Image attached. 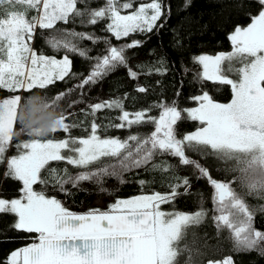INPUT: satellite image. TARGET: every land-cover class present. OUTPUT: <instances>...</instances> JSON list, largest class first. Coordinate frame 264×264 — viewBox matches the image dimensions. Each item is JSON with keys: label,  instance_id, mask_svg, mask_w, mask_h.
Instances as JSON below:
<instances>
[{"label": "snow or ice", "instance_id": "snow-or-ice-1", "mask_svg": "<svg viewBox=\"0 0 264 264\" xmlns=\"http://www.w3.org/2000/svg\"><path fill=\"white\" fill-rule=\"evenodd\" d=\"M135 4L136 0H0V7L14 9L0 17V89L30 93L23 105L19 94L0 100V185L20 183L16 197L0 196V218L14 217L0 229V235L7 231L35 235L32 243L12 251L4 264H190L192 254L210 240L207 232H199L207 213H166L161 205L187 195L192 181L200 179L214 188L218 213H226L212 217L217 236L226 229L237 255L255 252L264 259V230L254 227V210L231 187L239 183L246 195L264 200V0H230L219 13L223 20L231 23L237 16L251 23L234 25L229 34L232 52L190 56L192 67L181 59L180 88L171 100L136 109L134 98L126 108L129 97L125 93L88 103L91 89L121 68L135 81L141 75L166 76L170 69L176 71V61L169 62L166 56L132 65L136 54L129 53L142 48L144 41L129 38L159 32L172 12L164 0ZM192 4L193 0H184L183 8L190 9ZM16 5L21 7L16 10ZM29 11L35 15L29 17ZM68 25L71 27H64ZM205 28L198 20L185 17L170 29V47L183 56L189 47L186 41ZM37 37L62 56L38 54L33 47ZM113 39L124 42L113 44ZM149 55L155 56V50ZM73 56L85 62L87 73L73 70ZM189 73L200 88L198 95L185 98L195 106L184 107L183 77ZM233 74L235 78H231ZM57 82L70 87L51 98L40 97L45 110H55L61 102L67 105L51 131H63L65 138L61 139L47 138L43 128L26 125L21 116L22 108L31 110L37 97L32 90L46 92ZM222 85L230 86L228 103L216 101L205 90L206 86L215 90ZM134 91L146 95L151 89L138 84ZM80 104L85 105L79 109L84 119L70 122L75 113L69 109ZM153 110L159 115H152ZM106 112L118 115H102ZM189 121L199 126L184 132L181 126ZM14 126H19L18 132ZM148 126L154 130L139 132ZM77 128L86 135L73 137L71 132ZM109 130L127 135L108 136ZM22 134L30 138L13 143ZM12 149L16 154L9 156ZM163 155L192 169L190 175H172L166 193L120 198L106 211L76 214L55 196L36 190V186L51 187L70 197L73 189L80 191V184L91 182L98 187L97 194L107 195L110 193L102 185L108 179L124 183L126 173L140 170L169 173L172 165L156 162ZM209 161L225 165L224 171L233 173V178H213ZM53 163L65 167L56 169ZM208 264L237 262L229 256Z\"/></svg>", "mask_w": 264, "mask_h": 264}, {"label": "trees", "instance_id": "trees-1", "mask_svg": "<svg viewBox=\"0 0 264 264\" xmlns=\"http://www.w3.org/2000/svg\"><path fill=\"white\" fill-rule=\"evenodd\" d=\"M151 0H136L134 7L140 3H149ZM166 4L171 6V16L168 19L165 27L159 32L154 31L151 34H133L129 39H137L144 41L142 48H137L130 52L129 55L135 53V59L131 61L132 65L139 62L154 61L159 56H166L168 61H176L174 68L175 73L170 69L166 76H146L141 75L139 81L131 80L128 78L127 72L124 68L119 69L115 73L109 75L103 83L93 87L88 93L90 100L88 103H96L102 100H108L116 97L124 96L128 94L129 99L125 101V107L127 108L130 104H133L135 98V108H147L149 105L154 104L159 100H171L173 93L180 88V60L182 59L185 64L192 67L189 64V57L195 55H212L219 52H227L231 49L232 43L229 39V34L233 31L235 24L246 26L251 22L248 18H241L233 16L231 23H227L223 20V17L219 14L224 11V7L230 2V0H193L192 7L185 10L183 8L184 0H164ZM21 6L16 5L15 9L18 10ZM79 7V5H78ZM93 7H96L93 4ZM14 10L12 6L5 5L0 7V17L4 16L6 12ZM35 15L34 12L29 11L28 16ZM185 17H191L199 21L200 24L206 25V28L199 33L192 36L186 44L189 45L183 56L175 52L170 47L171 32L170 29L174 28L179 21H182ZM63 26V25H61ZM71 27V25L64 26ZM39 31V30H38ZM77 31H87V29L77 28ZM103 35V33H98ZM48 34L45 33V36ZM113 44L123 43L124 41H116L113 39ZM84 44L87 47L92 45L85 41ZM33 47L37 53L44 55L53 56L56 55L60 58L63 53L57 54L49 47L45 45V41L37 37L33 41ZM100 47H103L101 45ZM150 50H155L156 55H149ZM92 55H96L93 51ZM73 70L78 72L87 73L88 69L85 62L73 56ZM157 81L160 83L157 84ZM149 87L151 91L148 94H140L134 91L137 85ZM65 87H70V84L57 82L55 85L50 86L45 92L42 90H32L37 95L32 101L31 110L28 107H24L21 110V116L26 125L32 128H40L44 126L52 118L54 114H60L61 108H67V105L61 102L60 107L55 110L43 109L41 107L42 98L40 96L47 95L49 98L56 95L57 92L63 90ZM200 85L193 81L191 73L183 77V88H182V101L184 107H190L193 105L192 102L187 101L185 98L198 95ZM205 90L209 91L213 98L221 103L229 102L232 99V92L230 86L222 85L212 90L211 86H206ZM7 90L0 89V97L7 94ZM30 95L28 92L21 91V104L25 102V98ZM72 98H75L73 95ZM84 104H80L77 108L69 109V111L75 114L70 117V122H80L84 117L79 115V109L84 108ZM102 115H118V113H103ZM152 115L158 116L159 111L153 110ZM86 126V125H85ZM199 125L195 122H185L182 124V130L184 132H191L196 129ZM153 127L148 126L140 128L141 134L151 132ZM14 131H19V126H14ZM136 131V129H133ZM71 135L74 136H85L86 133L80 129H73ZM108 136H118L123 138L127 135L123 131H112L107 132ZM65 137L63 131H57L56 133H49L47 138L60 139ZM29 138L27 135H20L18 138H14L13 143H17L20 140ZM15 149L9 151L14 153ZM199 160L201 164L205 161L199 156L193 157ZM157 163L169 164L173 166V169L169 173H163L159 171L146 172L145 170L133 171L126 173L123 176L124 183H119L116 179H108L102 185L108 190L110 194H97L99 189L91 182H83L80 184V191L75 189L72 190V196H65L58 191L53 190L51 187L42 189L41 186H36V190H44L49 196H55L61 200L66 208L76 214H83L91 209H98L100 211H106L109 205L114 203L115 200L120 198H128L139 194H151L154 192L166 193L168 191V183L170 176L176 177H187L190 175L192 169L186 167H180L177 160L170 156L163 155L157 157ZM210 171H212L213 178L219 181H227L233 178V173L224 171L226 167L223 164L209 161ZM214 165L215 170H212ZM52 167L60 169L65 167L63 163H53ZM71 171V169H69ZM258 178V177H257ZM140 180H144L145 183L141 185ZM232 189L236 194L245 201V203L254 210V227L257 229L264 230V212L260 211V208H264V200L253 199L250 195H246L245 187L239 183L231 185ZM20 188L19 182H7L0 185V196L11 199L18 195V189ZM228 203V200L226 201ZM165 212H197L203 210L207 213V217L199 229L200 233L207 232L210 240L206 246H201L199 252H194L191 257L190 264H208V261L221 260L225 257L231 256L237 264H264V259L258 256L255 252L251 254H239L233 250V245L230 240L229 231L221 229L217 236V229L212 220V217L218 213L217 204L215 202V191L214 188L204 179L193 180L191 184V190L187 195L181 196L172 204L161 205ZM14 219L11 216H4L0 218V229L7 227V224ZM35 235H27L24 233H18L15 231H7L6 235H0V264H4L7 261L9 254L19 249L26 244L33 242Z\"/></svg>", "mask_w": 264, "mask_h": 264}, {"label": "rangeland", "instance_id": "rangeland-1", "mask_svg": "<svg viewBox=\"0 0 264 264\" xmlns=\"http://www.w3.org/2000/svg\"><path fill=\"white\" fill-rule=\"evenodd\" d=\"M136 7H138V6H136ZM124 14H127V13H124ZM251 23V22H250ZM248 25V24H247ZM246 25V26H247ZM233 51V45H232V47H231V49L230 50H228L227 52H219V53H216V54H212L211 56H215V55H218V54H220V53H224V54H228V53H230V52H232ZM227 63V62H226ZM235 66H239V65H235ZM231 78H235L234 77V74H233V76L231 77ZM8 91V90H7ZM22 91V90H21ZM21 91L20 92H18V93H12V92H7V94H4L3 96H1L0 97V100H3L4 98H8V97H10V96H12V95H15V94H19V95H21ZM231 101V100H230ZM229 101V102H230ZM226 103H228V102H226ZM193 106H195L194 104L192 105V106H190V107H193ZM47 124V123H46ZM44 126H42V127H40V128H43ZM195 130V129H194ZM193 130V131H194ZM74 137H84V136H74ZM30 138V137H29ZM29 138H27V139H29ZM63 138H65V137H63ZM27 139H24V140H27ZM61 139V138H60ZM20 141H23V140H20ZM14 154H16V151L14 152V153H8V155L9 156H11V155H14ZM139 195H141V194H139ZM135 196H137V195H135ZM130 197H133V196H130ZM130 197H128V198H130ZM226 204H227V202H225ZM161 210H163L162 209V207H161ZM164 211V210H163ZM166 213H188V214H193V213H195V212H166ZM9 257V256H8ZM229 257V256H228ZM225 258H227V257H225ZM225 258H223V259H225ZM223 259H221V260H216V261H222Z\"/></svg>", "mask_w": 264, "mask_h": 264}, {"label": "clouds", "instance_id": "clouds-1", "mask_svg": "<svg viewBox=\"0 0 264 264\" xmlns=\"http://www.w3.org/2000/svg\"><path fill=\"white\" fill-rule=\"evenodd\" d=\"M58 114H54L52 116V118L49 120V122L47 124L44 125L43 129H44V134L47 135L49 133H51L52 128L54 127V121L56 120V118L58 117Z\"/></svg>", "mask_w": 264, "mask_h": 264}, {"label": "crops", "instance_id": "crops-1", "mask_svg": "<svg viewBox=\"0 0 264 264\" xmlns=\"http://www.w3.org/2000/svg\"><path fill=\"white\" fill-rule=\"evenodd\" d=\"M81 214V213H80Z\"/></svg>", "mask_w": 264, "mask_h": 264}]
</instances>
